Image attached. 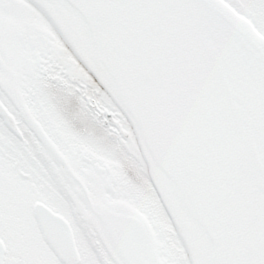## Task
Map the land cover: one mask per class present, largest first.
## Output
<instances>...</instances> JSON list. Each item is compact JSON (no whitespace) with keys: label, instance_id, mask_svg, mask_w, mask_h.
I'll return each instance as SVG.
<instances>
[{"label":"snow or ice","instance_id":"snow-or-ice-1","mask_svg":"<svg viewBox=\"0 0 264 264\" xmlns=\"http://www.w3.org/2000/svg\"><path fill=\"white\" fill-rule=\"evenodd\" d=\"M0 264H264V0H0Z\"/></svg>","mask_w":264,"mask_h":264}]
</instances>
